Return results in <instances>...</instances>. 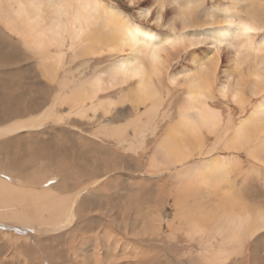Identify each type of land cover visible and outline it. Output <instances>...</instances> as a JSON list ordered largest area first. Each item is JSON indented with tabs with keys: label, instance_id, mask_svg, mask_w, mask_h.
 Returning <instances> with one entry per match:
<instances>
[{
	"label": "rangeland",
	"instance_id": "rangeland-1",
	"mask_svg": "<svg viewBox=\"0 0 264 264\" xmlns=\"http://www.w3.org/2000/svg\"><path fill=\"white\" fill-rule=\"evenodd\" d=\"M188 1L192 2L56 0V8H43L42 14L44 23L49 25L56 11L66 6L68 10L80 7L77 10L82 14L96 6L102 16L115 7L128 18L114 12L110 15L113 20H134L166 35L170 34V25L177 33L182 32L184 13L192 22L203 25L208 12L229 9L234 0H203L191 9ZM252 1L256 8L260 0L237 2L243 18ZM15 2L0 0V129L25 120L31 124L0 136V264H264V230L254 236L243 230L240 238L230 226H221L229 202L236 203L235 212L239 211L241 217L247 212L251 216L264 213V161L259 159L264 157L262 149L256 151L250 143L239 149L228 147L236 128L263 101L264 51L257 56L252 51L244 52L237 63L236 50L230 46H222L218 53H214L210 43L193 51L185 50L184 45L169 49L162 53L160 69L157 66L155 70L157 76L152 75L153 99L142 98L136 103L132 101L135 80L125 84V79L116 75L118 86L113 82L114 63L126 57L128 49L113 51L110 47L114 43L98 44L96 40L93 53L77 55L84 44H70L64 37L57 38V42L47 40L52 43L45 42L46 48L44 43L37 49L33 45L37 41L27 43L20 33H12L5 25L10 13L15 16L11 11L16 9ZM158 4L164 8L162 21L156 25ZM149 7L153 8L151 17L141 18L139 11ZM257 10L264 16L258 7ZM97 25L94 24V31ZM187 31L190 33L191 29ZM261 32L255 37V44L264 37ZM215 54L217 67L208 62ZM202 62L209 65L203 97L210 116H217V123L213 119L214 125H208L211 127L199 123L198 135L187 138L192 141L179 144L177 139L171 152L168 147L162 151L160 145L168 140L179 112L181 115L186 106L187 82L182 80L187 79V72L195 74L194 66ZM258 75H262L261 79ZM171 76L178 79L171 82ZM222 84H228L229 94L225 97L219 94ZM235 90L240 92L238 102L232 98ZM155 105L158 112L142 130L143 137L134 121L141 117L145 122ZM84 108H88L87 112ZM48 112L52 114L49 116ZM37 119L42 122H35ZM184 148L189 156L176 161V155ZM224 159L232 161L222 178L213 177V173L210 176L209 169L204 173L206 164L215 167L217 162L218 168H223ZM201 176L207 178L208 185ZM197 181L202 183L198 185ZM50 195L55 196L54 204ZM56 203L68 212L62 210L63 215L59 209L61 214L53 210ZM222 234L232 237L228 240Z\"/></svg>",
	"mask_w": 264,
	"mask_h": 264
},
{
	"label": "bare ground",
	"instance_id": "bare-ground-1",
	"mask_svg": "<svg viewBox=\"0 0 264 264\" xmlns=\"http://www.w3.org/2000/svg\"><path fill=\"white\" fill-rule=\"evenodd\" d=\"M13 1H16L15 4L17 3L16 9L15 10L13 8L11 9V11L15 12V16L11 17L13 13L12 14L10 13L9 16L7 17V19L5 20V25L8 26L9 30L12 33H20L23 36V38H25L27 40V43L32 44L33 41H35V43L37 41L36 44H33L34 47H36L37 49H41L44 46V43L45 42L47 43L49 40L50 41H56L57 38L62 39L63 37L68 38L70 40V44H71V42L72 43L73 42L74 43L80 42V44L81 43L84 44V46H83L84 48H82V51H77V55L78 54L82 55V54L93 53L95 43H97L96 40L97 41L99 40L98 44L100 41L105 42V43H114V44H112L113 46L110 45V46H112L110 48H112L113 51L114 50L115 51H124L125 49H128L127 50L128 55L126 57L119 59L117 62L115 61V63H114L115 65H114L113 72L115 71V76L113 75V77H114L113 82L114 83L117 82L116 78H115L116 75L120 76L122 79H125V84L130 82V80L131 81L135 80L136 85H135V89H134L135 92L132 94V101H135L136 103L140 102L142 100V98L153 99L152 85L154 83H152V75L157 76L156 75L157 72L155 70H158L157 69L159 67L158 65L160 64V62L162 60V53L168 51L169 49H176L178 46L184 45L185 50L189 49L190 51H193L197 47H200L201 45H205L207 43H210V44H212V48L214 50V53H218L219 49L222 46H230L236 50L235 56L238 57V58H236L237 63L242 60V59H240V57H241L242 53H244V52L246 54L247 51L248 52L252 51L253 55L257 56V54H259L260 51H262V53L264 51V37L262 38L261 42H259L257 44H255L256 42L254 41L255 37L261 31L262 32L264 31V16H262V14H260V13L258 14V10H257V7H258L264 13V2H263V0H260L259 2H257L258 5L256 6V8L254 6V5H256L255 4L256 2L252 1L251 5L248 6V9L246 11V16L244 18L240 15V11L237 9L238 8L237 2H244V0H234L233 6L231 5L232 6L231 8L228 6L229 9H227V7H226L225 9H221V10L214 9V10H211L210 12H208L206 22H205V24L203 23V25L192 22L191 17L186 16L187 13H184L183 14L184 16H182V32L177 33L175 27L173 25H170L169 26L170 34H166V35H162V34L159 35L156 32H154L152 29L145 27V26H142L139 23H135L134 20H132V21L129 20L127 22L113 20L114 17L111 18L110 15H114L115 13H116V15L117 14L121 15V16L118 15L119 17H122V15H124L125 18H128V16L125 15L122 11L118 10L117 8L111 7V6H110L111 11L109 13L105 12L106 13L105 16H102V15H100L101 13L100 14L98 13L99 8L97 9L96 6L92 9V11L88 12L87 14L80 13V12H82L81 10L78 12L77 8L79 9L80 7H76V9L74 7L72 9H69V10H71V11H69L68 9H66V8H69V6H66L65 9H63V10L60 9L59 11H56L57 14L54 15L53 19L51 20L50 24L48 25V24L44 23L45 19L43 18L42 10H43V8H46V7H49L50 10L56 8V4H57V3H55L56 0H13ZM86 1H88V0H86ZM202 1L203 0H199V1H195V2H193V0H192V2L188 1L191 3H188L187 7L189 9H191V8H193V6L199 5L198 2H202ZM81 2H84V1H81ZM261 2L263 4H260ZM159 5L160 4L157 5L158 9L157 8L156 9L158 11L156 12V16L154 18V22L156 23V25L160 24L162 21V13H163V8H164L163 6H159ZM63 8H64V6H63ZM82 8L83 7H81V9ZM87 8H88V4L85 6V9H87ZM249 8H255V9H249ZM152 10H153L152 7L151 8L149 7V9L145 8V10L139 11V16L143 19H147V18L151 17ZM190 13L188 15H191ZM219 18L222 19L221 22H218ZM214 19H215V23H213ZM95 23H96V25L98 24L96 31L93 30L94 29L93 26ZM188 28L191 29L190 33H187ZM248 29H251V31H248ZM101 31H102V33H100ZM46 43H45V48L47 47ZM50 43H52V42L47 43V45H49ZM58 45H59L58 47H60V46L63 47L62 46L63 44L62 45L58 44ZM104 45H106V44H104ZM56 46H57V44H56ZM70 46H72V45H70ZM96 49H98V48H96ZM102 51H103V49H102ZM43 52L46 53L47 51L43 50ZM80 52H82V53H80ZM62 53L60 52L59 54H62ZM214 53H211V54H214ZM262 53H260V54H262ZM74 54H75V51H74ZM81 55H79V56H81ZM215 55H216V57H212V58L210 57L208 59V62H209V64L211 63V66L213 64L214 66L217 67L218 55L217 54H215ZM63 56L64 55H62V57ZM208 56H210V55H208ZM59 58L61 59V56ZM59 58H58V61H60ZM163 60H164V58H163ZM252 60L254 61V59H252ZM195 66H194V68L196 69L195 74L190 75V72H187L186 73L187 79L185 80L182 78L183 79L182 82H184V81L187 82V84H186L187 85L186 86V89H187L186 106L183 108L181 115L179 112L180 117L177 118L178 119V120H176L177 123L176 124L174 123L175 126H173V129L171 130L172 133L169 136H167L168 140H166L165 144L160 145V147L162 146V148H161L162 151H165L167 149V147L170 148L173 144H176L174 142L177 139L179 140L178 141L179 144H182V143L184 144L186 142L192 141V140H188V139L193 138V136L195 134L198 135L197 125H199V123L203 127H205V124H207V126H208V125H212L214 122H215L214 124L217 123L216 122L218 119L217 116L214 118H212L210 116V113H209L208 108L206 106L207 104H205L206 98L203 97V93H205L204 88H203V83L205 84V81H206L205 78L209 73L208 72L209 65L207 62L206 63L202 62V63L198 64L196 67ZM242 68H243V66H242ZM159 69H160V67H159ZM191 69H193V68H191ZM214 69H216V68H214ZM240 70H239V72H240ZM110 74L112 75V73H110ZM158 76H160V75H158ZM261 76L262 75H260V76L258 75V78ZM182 77H185V74ZM229 77H231V76H229ZM170 79H171V82H174L178 79V77L176 78L175 76L174 77L171 76ZM259 79H261V78H259ZM263 79H264V76H263ZM126 80H127V82H126ZM65 82H67V81H65ZM122 83L124 84V82H122ZM122 83H121V85H123ZM116 84L115 85L118 86V82ZM207 86H210V85L208 84ZM131 87H133V86H131ZM102 88H104L102 90L108 91L106 87H102ZM111 88H113V87H111ZM157 88H158V86H157ZM153 90H154V88H153ZM154 92H156V91H154ZM99 93H100V91H99ZM227 93H228V84H222V86L220 87V90H219V94L222 97H225L227 95ZM156 94H157V92H156ZM158 94L160 95V93H158ZM161 95H162V93H161ZM239 95H240L239 90H235L233 92L232 98L235 102H238ZM91 96H94V95L91 94ZM91 98L95 99L93 97H91ZM123 98L121 97V99H123ZM95 100H97V99H95ZM109 100H110V98H109ZM154 101H155V99H154ZM145 102H147V101H145ZM109 103H112V102H109ZM141 106H142V104H141ZM79 107H80V105H79ZM94 107L96 108V106H94ZM99 108H101V107H99ZM87 109H85V111ZM50 110H52V109H50ZM155 111L158 112V108L156 105L154 107H152L150 114L147 115V120L145 122L143 121V119L141 117H138L137 120L134 121V125L137 126V128L136 127L135 128L138 129V131H140L139 132L140 135L142 134L141 132H143L142 130L144 129V127L149 126V124H151L152 121L155 120V117H156V115H154ZM3 112H5V111H3ZM43 112L45 113V111H43ZM81 112H83V111H81ZM106 112H108V111H106ZM51 114L52 113H49L48 115L50 116ZM83 114H80V115H83ZM169 115L170 114H168L167 116H169ZM40 117H42V116H40ZM168 118H170V117H168ZM211 120L213 121V123L211 122ZM27 121L28 120H25L24 122H21V124L16 123L17 125H14L15 123L14 124L12 123V125L14 127L9 125L10 127L1 128L0 129V136L15 133L19 130L21 131L23 128L30 127L31 121H28V122ZM33 122H34V120H33ZM35 122H42V121L40 119H37ZM26 123L29 125H27ZM201 126L199 125V127H201ZM207 126H206V128L211 127V126H208V127ZM149 131H151V130H149ZM154 131H156V129ZM196 131H197V133H196ZM134 132H136V131H134ZM199 132H200V130H199ZM262 132H264V98H263V101L259 105H257V107H255L252 116L249 117V119H247V121L246 120H245V122L243 121V123L240 124L236 128L235 132H233L230 143L228 142V147L230 146L231 149H239L240 147H244L250 143L249 146L252 147V149H257L256 151H259V149H262V155L264 156V136L263 137L260 136V133H262ZM96 133H98V132H96ZM96 133H95V135H96ZM255 133H258V135H255ZM141 136H143V134ZM167 137H166V139H167ZM253 137H254V139L252 140V142H250ZM138 138H140V137H138ZM136 140H138V139H136ZM132 141H134V140H132ZM183 141H185V142H183ZM193 144H195V141L193 142ZM195 146H196V144H195ZM184 149L185 150H183V149L180 150L181 152L179 151V154L181 153L180 155L179 154L176 155V156H178V157H176V161H183L186 159L187 156H189L186 154L188 152L187 148H184ZM167 151L171 152V148ZM163 153H165L166 155L169 154L166 152H163ZM168 157L166 156V158H168ZM169 158H171V157H169ZM160 159L161 158H159V160ZM259 159H260V161H264V157L259 158ZM224 160H225V163H224V161H222L224 164V167L222 168V165H221V169L218 168L219 165L217 162L213 164V165H216L215 167L208 166L206 164L204 166V173H207L205 171H208L205 169H209V170H211V171H208V172H211L210 176L213 173L214 174L213 177L216 176V178H222L224 169L226 168L225 172L227 171V169H229L228 166L230 164H228V163L230 161H232V159L231 160L230 159H224ZM176 161H174V162H176ZM235 163H237V162H235ZM197 167H199V166H197ZM197 170H198V168H196V171ZM185 174H187V173H185ZM196 174L199 175V172L198 173L196 172ZM193 175L195 176V177L193 176L194 178H196V176H198V175H195V173ZM193 177H190V178L192 179ZM201 177H204V176H201ZM187 178H189V176ZM202 179H203L202 182L204 181L205 185L209 184V181L207 180V178L204 177ZM190 181H192V180H190ZM193 181H195V180L193 179ZM197 182H199V183H197ZM197 182H196V184H198V185H200V183H202L200 181H197ZM50 197H53V196L50 195L48 197L49 200H50ZM54 197L51 198V201H53ZM62 199L61 200L59 199V201L61 202ZM67 202L69 203V201H67ZM52 203L54 204V201ZM229 203H230V205L228 204L229 205L228 210H225V211L222 210V211H224V213L223 212H222L223 214L221 213L222 214V222H221L222 225L221 226H227V225L230 226V230L234 234H236L237 237L238 236L242 237V234L244 232L242 233L241 231H243V230H245L246 231L245 233H248V234L251 231L253 233V235H252V233L250 232L252 236H254L256 233H258V231L260 232L261 230H264V213L257 211V212H259L258 214L254 213L256 215L251 216L246 211L247 213L245 215L243 214L244 217H241L242 216L241 214H237L239 211L235 212V211H237V207L235 205L236 203L235 202H232V203L229 202ZM45 204H46V202H45ZM53 204H52V207L54 206ZM223 204H225V203H223ZM46 205L48 206V201H47ZM66 205H64V206L66 207ZM69 205L70 204L67 205L68 208L71 207ZM237 205H238V203H237ZM47 206H42V208L43 209L48 208ZM55 207L56 208L53 207V210L56 209V211H58V209H59V211L65 210V212H68V211H66V208L61 209L62 207H60L58 204H57V206L55 205ZM243 207H245V206L243 205ZM48 209L52 210L51 207H49ZM63 211H62V214H63ZM50 213H52V212H50ZM59 214H61V212H59ZM67 216H68V213L65 217H67ZM69 216H70V213H69ZM219 219H221V218H219ZM192 224H194V223H192ZM196 225H198V224H196ZM203 226H204V224H203ZM213 230H214V228H213ZM247 231H249V232H247ZM218 232H215V233H218ZM223 232H224V230H223ZM239 232H241V233H239ZM201 234H202V231H201ZM222 235L224 236V234H222ZM229 235H225V236L229 237V238H227L228 240H230L232 237L231 236L232 234L230 236ZM251 235L250 236L248 235V237H251ZM240 238L237 239V241H239ZM220 239H221V237H220ZM223 240H226V239H223ZM205 242H207V241L205 240L204 243ZM227 247H230V246L228 245ZM253 247H257V245L254 244ZM239 249H241V248H239ZM239 249H238V251H239ZM253 254L255 255L256 253L254 252ZM251 255H250V257H251ZM256 259H258V258H256Z\"/></svg>",
	"mask_w": 264,
	"mask_h": 264
},
{
	"label": "snow or ice",
	"instance_id": "snow-or-ice-1",
	"mask_svg": "<svg viewBox=\"0 0 264 264\" xmlns=\"http://www.w3.org/2000/svg\"><path fill=\"white\" fill-rule=\"evenodd\" d=\"M248 31H251V29H248Z\"/></svg>",
	"mask_w": 264,
	"mask_h": 264
}]
</instances>
